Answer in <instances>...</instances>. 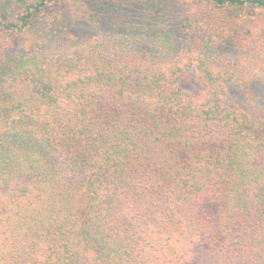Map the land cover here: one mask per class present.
<instances>
[{
    "label": "trees",
    "instance_id": "obj_1",
    "mask_svg": "<svg viewBox=\"0 0 264 264\" xmlns=\"http://www.w3.org/2000/svg\"><path fill=\"white\" fill-rule=\"evenodd\" d=\"M166 1L154 53L49 58L97 3L0 0V264H264V115L230 99L264 80V0L140 2Z\"/></svg>",
    "mask_w": 264,
    "mask_h": 264
},
{
    "label": "rangeland",
    "instance_id": "obj_2",
    "mask_svg": "<svg viewBox=\"0 0 264 264\" xmlns=\"http://www.w3.org/2000/svg\"><path fill=\"white\" fill-rule=\"evenodd\" d=\"M92 1L97 3L98 7L95 12L98 10V14L90 22H86L81 17L72 18L68 15L61 16L58 13L59 17L46 30L45 47L49 58L62 57L72 52L75 45L88 39H98V42L110 40L122 46L127 45L128 49L136 47L134 49L139 51L154 53L155 40L161 31L162 24L170 21L172 29H177L179 25L178 14L173 12L169 1H166L163 7L155 6L154 3L151 6L142 4L141 0H131L125 5L123 2L126 0ZM110 6L115 11L114 19L113 13L111 14L109 10ZM213 52L221 58H230L233 56L232 53L234 54L232 46L220 45L215 47ZM194 84L193 79L192 84L188 85L189 88L196 90L198 85ZM230 87L231 100L253 113L258 110V114L264 115V80L253 83L250 98L244 95L238 83Z\"/></svg>",
    "mask_w": 264,
    "mask_h": 264
}]
</instances>
